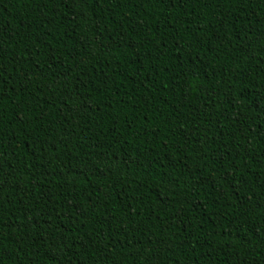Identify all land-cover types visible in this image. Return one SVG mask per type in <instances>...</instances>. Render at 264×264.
Wrapping results in <instances>:
<instances>
[{
    "label": "trees",
    "instance_id": "trees-1",
    "mask_svg": "<svg viewBox=\"0 0 264 264\" xmlns=\"http://www.w3.org/2000/svg\"><path fill=\"white\" fill-rule=\"evenodd\" d=\"M0 264H264V0H0Z\"/></svg>",
    "mask_w": 264,
    "mask_h": 264
}]
</instances>
